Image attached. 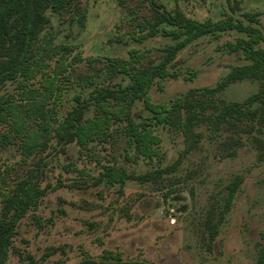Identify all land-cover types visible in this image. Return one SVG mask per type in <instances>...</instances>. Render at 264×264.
Returning <instances> with one entry per match:
<instances>
[{
  "label": "rangeland",
  "instance_id": "1",
  "mask_svg": "<svg viewBox=\"0 0 264 264\" xmlns=\"http://www.w3.org/2000/svg\"><path fill=\"white\" fill-rule=\"evenodd\" d=\"M157 1L198 21L257 11L264 27V0H235L234 10V0ZM83 8L86 13L80 18ZM152 12L150 0H75L70 13H49L41 41L52 35L54 41L72 46L66 55L68 77H61L65 89L59 118L75 103L74 94L88 98V73H99L94 77L99 81L108 77L107 57L127 58L129 50L137 48L147 52L144 64L158 58V48L171 42L169 38H131L132 15L150 19ZM237 35H206L179 50L173 62L181 73L161 80V87L152 85V101L167 104L205 85L222 83L232 67L242 63L239 52H231L226 44ZM54 61H49L51 66ZM115 80L118 77L107 82ZM16 87L17 81L8 80L1 92H16ZM257 89V80H235L217 99L242 101ZM131 113L136 119L149 114L140 101L134 102ZM124 126L113 123L112 137L94 143L100 162L89 159L74 143L62 149L54 139L29 156L21 152L17 138L0 147V187L3 181L11 184L30 177L39 178L46 188L36 217L29 211L18 222L16 251L10 252L7 264H75L85 253L91 264H100L105 249L132 264H264V145L257 141H264V132L249 122L237 127L224 123L214 135L207 123H200L193 128V133H200L194 143L180 129L159 126L154 131L159 137L157 153L149 157L129 145ZM101 163L124 168L125 182L96 183ZM160 168L165 171L143 180ZM235 178L240 183L225 210L226 184ZM216 221L211 238L208 223Z\"/></svg>",
  "mask_w": 264,
  "mask_h": 264
},
{
  "label": "trees",
  "instance_id": "2",
  "mask_svg": "<svg viewBox=\"0 0 264 264\" xmlns=\"http://www.w3.org/2000/svg\"><path fill=\"white\" fill-rule=\"evenodd\" d=\"M74 1L0 0V147L17 138L21 152L29 156L42 145H51L54 139L62 149L74 143L87 151L89 159L100 162L95 156L94 143L107 142L112 137L110 127L115 122L125 124L129 145L149 157L157 153L159 137L154 131L159 126L180 129L194 143L200 133H193V128L200 123H207L214 135L224 123L237 127L249 122L264 132V27L259 13L242 11L240 16L198 21L186 17L180 9H167L157 0H150L153 11L150 19L132 15L135 32L131 38L137 42L156 36L169 38L171 42L158 48L161 52L158 58L144 64L141 60L147 52L137 48L130 49L127 58L107 57L108 77L99 81L94 79L99 73H88L86 86H92L88 98L74 94L75 103L59 118V100L65 89V80L61 77H68L70 61L66 60V55L72 46L54 41L52 35L43 43L41 34L49 22V13H70ZM234 2L232 10L238 8V2ZM85 13L86 8H83L79 17L83 18ZM74 17L71 15V19ZM225 31L238 33L226 44L231 52H239L242 63L233 66L222 83L205 85L167 104L152 101L148 93L152 85L161 87V80L181 73L173 62L179 50L200 37ZM52 58L55 61L51 66ZM192 76L185 79L190 80ZM117 77L113 83L107 82ZM243 79L257 80L258 89L242 101L217 99L228 82ZM8 80L17 81L16 92L4 94L1 89ZM136 101L143 104L148 115L140 119L132 115L131 107ZM4 126L7 129H1ZM257 141L264 145L261 139ZM164 171V168L156 169L143 180L153 179ZM126 178L124 168L101 163L95 182L123 184ZM3 182L0 187V264H7L10 252L16 251L13 238L18 222L29 211L31 217H36L35 211L46 188L41 186L39 178L24 177L11 184ZM239 183L240 179L235 178L226 184L225 210L231 206ZM216 223H208L211 238ZM101 258L100 264H132L109 249L103 250ZM91 263V257L85 253L75 264Z\"/></svg>",
  "mask_w": 264,
  "mask_h": 264
}]
</instances>
